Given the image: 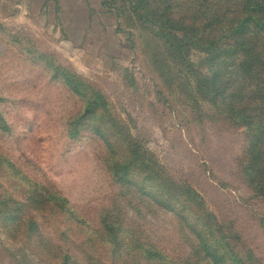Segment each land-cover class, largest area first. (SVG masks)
Here are the masks:
<instances>
[{
  "label": "rangeland",
  "instance_id": "1",
  "mask_svg": "<svg viewBox=\"0 0 264 264\" xmlns=\"http://www.w3.org/2000/svg\"><path fill=\"white\" fill-rule=\"evenodd\" d=\"M32 4L3 8L0 1V115L9 128L0 132V154L10 166L6 179L0 168V199L10 200L0 203V264H58L65 246L81 262V234L75 244H47L52 253V246L62 249L53 258L10 228V217L47 211L32 205L44 188L69 202L83 230L99 228L103 208L113 212L123 244L129 232L140 233V242L189 254L181 238L188 228L182 232L183 220L175 216L183 213L228 261L264 264V196L240 163L248 138L198 91V80L208 75L204 55L192 49L185 61L168 57L164 73L154 66L163 40H154L153 29L141 26L131 10L120 19L99 0ZM62 72L88 87L87 98H103L97 116L82 117L86 97L68 90L57 75ZM170 183L199 194L197 212L164 196L170 207L154 204L151 190L160 196V185ZM207 213L211 218L203 222Z\"/></svg>",
  "mask_w": 264,
  "mask_h": 264
},
{
  "label": "trees",
  "instance_id": "2",
  "mask_svg": "<svg viewBox=\"0 0 264 264\" xmlns=\"http://www.w3.org/2000/svg\"><path fill=\"white\" fill-rule=\"evenodd\" d=\"M105 6L116 8V17L120 19L131 10L141 26L148 25L153 29L154 40H163L162 54H154V66L164 73H168L170 67L168 57L185 61L192 49H198L204 55L208 75L198 80L197 89L202 95H208L217 112L248 138L240 163L253 190L259 196H264V0H101V7ZM38 57L51 65L45 55ZM57 75L70 92L86 97L84 91L88 87L79 82L74 74L62 72ZM104 105L106 102L100 96L86 97L82 117L91 119L97 116L96 107ZM8 130L0 115V132ZM99 134L101 132L98 131ZM9 167L5 157L0 154V168L5 173V179L10 173ZM114 170L121 168L115 167ZM114 170H111L113 182L118 184ZM129 171L127 168L123 174ZM156 179L163 184L159 178ZM160 188L164 189L159 192L160 196L157 191L151 190L156 206L164 209L170 207V204L163 202L164 196L182 204L185 201L189 206L186 210L190 209L192 214L198 211L196 205L202 199L185 183H170L167 187L160 185ZM36 193L38 197L32 205L35 203V206L44 207L47 211L33 213L31 217L23 214L6 219L15 222L10 228H15L16 232L21 230L29 243L34 241L40 244L42 250L49 252L53 258H57L56 250L62 249L52 246L55 250L52 253L46 248L47 244H75L74 239L81 234L83 240L79 243L85 245L79 249L81 262L72 259L65 246L63 253H59L58 264H245L235 262L232 257L228 261L214 244H208L195 224L183 218V213L182 216L175 213V216L183 220V226L180 224L182 232L188 228V236L183 234L181 238L189 243L186 244L189 254L178 256L177 253L175 256L155 241L140 242V233L129 232V239L123 244L120 239L123 231L116 226L115 214L110 210L102 213L103 208L97 214L99 228L83 230L81 226H84V221L62 195L46 188ZM3 202L7 205L10 200L0 199V203ZM210 218L209 213L200 217L203 222ZM25 224L26 228L23 229ZM54 226L57 230L46 229ZM98 250L102 251L103 256L97 253Z\"/></svg>",
  "mask_w": 264,
  "mask_h": 264
},
{
  "label": "crops",
  "instance_id": "3",
  "mask_svg": "<svg viewBox=\"0 0 264 264\" xmlns=\"http://www.w3.org/2000/svg\"><path fill=\"white\" fill-rule=\"evenodd\" d=\"M1 2L4 3V6L1 7H5V8H13L17 7V8H29L30 6H34V4H32L34 2V0H0ZM30 2H32L30 4ZM99 4L101 6V0H99Z\"/></svg>",
  "mask_w": 264,
  "mask_h": 264
}]
</instances>
